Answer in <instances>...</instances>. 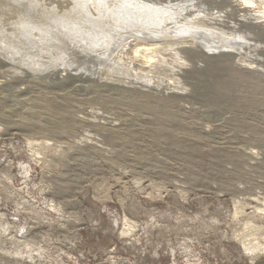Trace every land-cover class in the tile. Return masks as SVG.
Listing matches in <instances>:
<instances>
[{
    "label": "rangeland",
    "instance_id": "obj_1",
    "mask_svg": "<svg viewBox=\"0 0 264 264\" xmlns=\"http://www.w3.org/2000/svg\"><path fill=\"white\" fill-rule=\"evenodd\" d=\"M127 1L0 51V264H264V0Z\"/></svg>",
    "mask_w": 264,
    "mask_h": 264
},
{
    "label": "bare ground",
    "instance_id": "obj_2",
    "mask_svg": "<svg viewBox=\"0 0 264 264\" xmlns=\"http://www.w3.org/2000/svg\"><path fill=\"white\" fill-rule=\"evenodd\" d=\"M98 1H101L102 3L98 4L99 6L97 7L96 5H97ZM112 1H114V4L111 5L112 8L115 9L114 13L113 14L108 13L110 15H107V14L104 15L106 12H108V10L104 9L106 6H103V4H104L103 0H9V1L8 0H0V51H2V53H3V52H5L4 50H7V48L12 47L14 50L11 53H15V54L18 53V52L20 53V51L25 49V48L31 49L32 42H42V40L44 39V35L48 34V36L50 37V40L57 41V42L59 41L60 42V44H61L60 46H61V48H63V50H62V54H63L64 53V49L65 50L68 49V47L70 45H72V44H75L74 45L75 47H79L80 46V48H83L82 43L76 37L71 38L70 36L65 35L66 34L65 32L66 31L72 32V29L69 28L68 25H72L73 24V25H75V27L78 28V27H81L80 26L81 22L85 23V22H88L89 20H91L89 15H93V17H94V15H96L97 18H99V19L102 18L101 17L102 15H104V17L107 16V20H110V22H113V21L121 22L120 17L117 16V15L119 13H121V11L122 12L123 11H128L130 14H132L136 18H138V21H140V18H142L141 14L138 12L139 7L142 6V5H139V3L134 2L132 4L131 1L129 3V1H127V0H126V2H123V0H112ZM12 2H14L15 4H13V5H10V4L7 5L6 4V3H12ZM59 2H60V4L58 5ZM89 3L91 4L90 9L87 8V5H86V4H89ZM122 4H124V5H122ZM233 6H231V7H233ZM57 7H59V8H57ZM234 7H235L236 10H240L241 8L243 9L246 6L245 7L234 6ZM102 9L104 11H102ZM135 11L138 12V13H136ZM101 12H103V13H101ZM79 17L81 18V20H77V18L79 19ZM162 25H163V23H162ZM171 25H170V27H171ZM141 26H142V28L140 27L141 30L138 29V31H136V32H137V34L143 35V34H145V32H144L145 29H144V26L142 24H141ZM155 26L157 27L155 30L151 29V26H150L151 32H149L148 38L150 37L152 40H149V43H145V44H141L140 43V46H142V47L139 46L140 48L137 49V52L141 53L142 51H145V52L146 51H148V52L150 51V53H152L151 51H153L154 54L155 53L159 54L158 52L161 51L162 48H164L165 45H164V43L162 42L161 39H163L166 35L169 36L172 33V30H171L172 28L170 29L171 32L167 33L165 31H167L169 29V26L168 27H163V29L162 28L159 29V26L162 27L161 23L158 24V25H155ZM165 26H167V25H165ZM113 27H114V25H113ZM136 27H137V25H136ZM134 28H135V26H134ZM166 28H168V29L166 30ZM176 28H177V26H176ZM78 29L81 30V28H78ZM135 29H137V28H135ZM178 30L179 29L177 28V31ZM173 31H175V30L173 29ZM197 32H198V30L194 31V33H197ZM199 35H200V33H199ZM188 36L191 37V34H189ZM223 36L227 38L226 34H224ZM229 37H231V36H229ZM75 40L78 41V42H76ZM176 43H174V44H176ZM106 45H107V43H106ZM180 45H178V46H180ZM104 48L105 47H102V51L105 50ZM9 49H11V48H9ZM106 50L108 51V48ZM8 52H9V50H8ZM24 52H26V51H24ZM42 53H44V52H42ZM24 54L27 55L28 53H24ZM20 55H22V54H20ZM28 56H29V54H28ZM62 57H60V58H62ZM109 57H110V55H109ZM154 57H156V56L153 55V57H150L151 60H153L152 58H154ZM26 58H27V56H26ZM34 58H36V57H34ZM60 58H58L59 59L58 61L61 60ZM108 61H109V59H108ZM65 62H66V60H65ZM133 62H134V59H133ZM44 64H46V63H44ZM133 64H135V63H133ZM53 65L55 66V64H52V66ZM59 66L57 65L56 67L59 68ZM82 66L84 67V65H82ZM67 70H69V69H67ZM142 70L143 69H141V71ZM55 71H56V69H55ZM61 74L62 75H66L65 73H61ZM68 74H70V73H68ZM134 75H135L136 79H139V80L141 78H142L141 80L149 78L148 76L143 75V74L139 75L138 73H135ZM134 75H133V73H131L129 77H133ZM151 76L152 75H150V78H153ZM105 79L106 78H104L102 80H105ZM128 79H129V81L125 80L127 83H129V84L135 83L134 79L127 78V80ZM107 80L108 79H106V81ZM118 82L119 81L117 80L116 83H118ZM121 82L122 81H120L119 84H121ZM116 83H114V84H116ZM122 83H124V82H122ZM155 84H156V82H155ZM161 85H163V84H161ZM149 86H150V84H149ZM167 88H166V90H169Z\"/></svg>",
    "mask_w": 264,
    "mask_h": 264
}]
</instances>
